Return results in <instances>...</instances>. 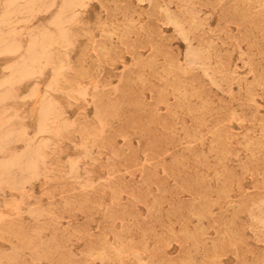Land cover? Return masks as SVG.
Masks as SVG:
<instances>
[{"label":"rangeland","instance_id":"rangeland-1","mask_svg":"<svg viewBox=\"0 0 264 264\" xmlns=\"http://www.w3.org/2000/svg\"><path fill=\"white\" fill-rule=\"evenodd\" d=\"M0 264H264V0H0Z\"/></svg>","mask_w":264,"mask_h":264},{"label":"bare ground","instance_id":"bare-ground-1","mask_svg":"<svg viewBox=\"0 0 264 264\" xmlns=\"http://www.w3.org/2000/svg\"><path fill=\"white\" fill-rule=\"evenodd\" d=\"M96 76V75H95Z\"/></svg>","mask_w":264,"mask_h":264}]
</instances>
